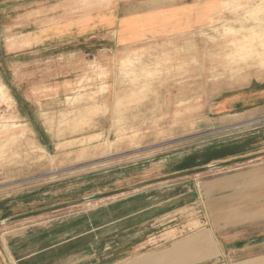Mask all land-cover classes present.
<instances>
[{"label": "rangeland", "instance_id": "1", "mask_svg": "<svg viewBox=\"0 0 264 264\" xmlns=\"http://www.w3.org/2000/svg\"><path fill=\"white\" fill-rule=\"evenodd\" d=\"M217 1L185 36L118 50L98 31L58 36L152 0H0V264H218L207 229L224 212L264 233V0ZM170 189L181 201L165 205ZM137 200L159 207L122 232ZM139 228L146 244L126 251Z\"/></svg>", "mask_w": 264, "mask_h": 264}, {"label": "crops", "instance_id": "2", "mask_svg": "<svg viewBox=\"0 0 264 264\" xmlns=\"http://www.w3.org/2000/svg\"><path fill=\"white\" fill-rule=\"evenodd\" d=\"M174 1L176 0H171V2L169 0H167V2L165 0H152L151 3L143 4V7L135 12L128 11L124 13L122 9L115 7L93 18H88L83 21H74L72 24L65 26L63 32L59 33L61 36H58V39L76 40L85 36H90L95 31H98L106 35H112L116 49L129 50L130 48L152 41L185 36L191 33L197 26H205L209 18L218 12L220 7L217 0H184L180 3H173ZM222 105L223 104L219 103L218 106H214L212 109H221ZM50 110V108H47L44 112H50ZM44 136L50 143L52 142L50 134L45 130ZM50 143H48V146L51 145ZM175 191L174 189L163 191L162 193L170 194L167 196L169 199L163 200L162 203L169 205L168 203L171 201H174L175 204L180 202L182 195H176ZM148 200V202L151 201L152 204H155L154 202L158 203L157 199H153V197ZM136 204L140 207L136 208V215L127 219V223L122 226L126 228L122 229V232L123 230L131 231V227H143L148 220H151L149 217V212L153 211L151 208L155 209L159 207L157 205L147 206V204L150 203L145 205L144 202L142 203L138 200ZM145 206L148 207L149 210L146 209ZM241 215L246 217V214L241 212L233 215L224 212L221 214L216 213L215 217L211 218L213 225H208L207 231L211 233V237L216 243L217 251L221 259L218 264H264V233L252 237L248 236L247 238L245 234H241V231H237L234 228L239 225H246V223L248 224L252 222V220L253 222L256 221L257 215H249L247 219H242ZM231 220H234L236 223H230ZM146 231L145 228H139L136 235H128L127 239L130 240L126 241V246H124L126 251L146 244L145 241L138 242L139 238H143L146 235ZM189 246L190 245H186L183 248L175 250L173 256L181 258V254H186L187 251H189ZM88 252L90 251H86V254ZM117 252V249H113L110 256H117ZM87 255L88 257L84 256L85 259L82 258L83 260L81 257H79L80 259L74 257L73 260L76 261V264L100 263L93 254L91 256L90 254ZM75 261H72L73 264H75ZM82 261L86 262L81 263ZM208 261L209 260L205 262ZM176 262L177 261L173 260L170 264H177ZM205 262L202 264H206ZM143 264L156 263L152 261V259H147L143 261Z\"/></svg>", "mask_w": 264, "mask_h": 264}, {"label": "bare ground", "instance_id": "3", "mask_svg": "<svg viewBox=\"0 0 264 264\" xmlns=\"http://www.w3.org/2000/svg\"><path fill=\"white\" fill-rule=\"evenodd\" d=\"M2 85V84H1ZM2 87V86H1ZM2 90V89H1ZM1 94V93H0ZM90 137V136H89ZM33 138V137H32ZM86 138V137H85ZM88 138V137H87ZM89 140V139H88ZM29 142H30V140H29ZM24 145V144H23ZM30 145H32V144H30ZM34 145V144H33ZM60 145V144H59ZM58 145V146H59ZM66 145V144H65ZM37 147V146H36ZM40 151H41V149H40ZM52 159V158H51ZM241 177V176H240ZM240 177H238L237 175L236 176H232V177H230L229 179H226V180H224L223 182H222V193H224V192H228L230 189H236V188H238L240 185H241V183L245 180H239L240 179ZM242 178V177H241Z\"/></svg>", "mask_w": 264, "mask_h": 264}, {"label": "water", "instance_id": "4", "mask_svg": "<svg viewBox=\"0 0 264 264\" xmlns=\"http://www.w3.org/2000/svg\"><path fill=\"white\" fill-rule=\"evenodd\" d=\"M98 198L97 197H90L89 198V201L91 202V201H95V200H97Z\"/></svg>", "mask_w": 264, "mask_h": 264}]
</instances>
